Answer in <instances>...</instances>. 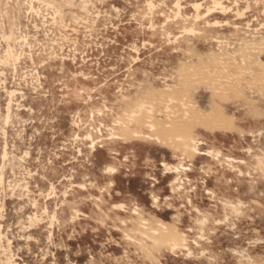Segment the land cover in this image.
<instances>
[{"label":"rangeland","instance_id":"1","mask_svg":"<svg viewBox=\"0 0 264 264\" xmlns=\"http://www.w3.org/2000/svg\"><path fill=\"white\" fill-rule=\"evenodd\" d=\"M51 2L0 0V264H264V0Z\"/></svg>","mask_w":264,"mask_h":264},{"label":"bare ground","instance_id":"2","mask_svg":"<svg viewBox=\"0 0 264 264\" xmlns=\"http://www.w3.org/2000/svg\"><path fill=\"white\" fill-rule=\"evenodd\" d=\"M65 1H69V0H52V2L51 3H53V4H55V3H62V2H65ZM221 2V1H220ZM50 3V4H51ZM32 4H33V2H32ZM222 4V3H221ZM217 5V4H216ZM220 5V4H219ZM218 6V5H217ZM47 7V6H46ZM52 10V9H51ZM56 17V16H55ZM45 18V17H44ZM85 19H86V17H85ZM251 32V31H250ZM256 32V31H255ZM249 33V32H248ZM253 34V33H252ZM251 35V34H250ZM163 42V41H162ZM178 47V46H177ZM179 48V47H178ZM176 50V49H175ZM174 51V50H173ZM179 51V50H178ZM185 54V53H184ZM151 59V58H150ZM82 60V59H81ZM159 61V60H158ZM152 62V61H151ZM146 63V62H145ZM15 64V63H14ZM152 64H153V62H152ZM243 67H244V65H243ZM129 72V71H128ZM190 72H191V70H190ZM209 74V73H208ZM208 74H207V76H208ZM85 76V75H84ZM89 76V75H88ZM194 76V75H193ZM206 76V77H207ZM87 77V76H86ZM209 77V76H208ZM207 77V78H208ZM240 77V76H239ZM203 78V77H202ZM189 83V82H188ZM182 85H183V83H182ZM184 85H186V83L184 84ZM102 88V87H101ZM86 89V88H85ZM78 90V89H77ZM117 91V90H116ZM78 92V91H77ZM178 92V91H177ZM220 92V91H219ZM231 92V91H230ZM234 92V91H233ZM232 92V93H233ZM80 93V92H79ZM99 93V92H98ZM185 93V92H184ZM100 94V93H99ZM183 94V93H182ZM236 94V93H235ZM75 95H77V94H75ZM180 95H181V93H180ZM186 95V94H185ZM184 95V96H185ZM214 95H216V94H214ZM240 96H241V94H239ZM182 97H183V95H181ZM188 96V94L186 95V97ZM224 96V95H223ZM125 97V96H124ZM123 97V98H124ZM216 97H218L217 95H216ZM225 97V96H224ZM223 97V98H224ZM242 97V96H241ZM185 98V97H184ZM255 98V97H254ZM179 99V98H178ZM140 100V99H139ZM225 100H227V99H225ZM141 101V100H140ZM182 101V100H181ZM184 101V100H183ZM176 102V101H175ZM137 103V102H136ZM213 103V102H212ZM180 106H182V105H180ZM179 106V107H180ZM144 105H140V106H138V108H137V110H135L134 112H130V113H128V114H126V116L124 117V119H123V122L126 124V126H128L130 123H132V122H137V119H139V117H138V114L141 112V111H143L144 110ZM198 106H195V104L194 105H187V106H185V105H183L182 106V110L183 111H181V114L179 115V112L177 113V114H175V113H173V110H169L168 108H169V106H167V108H166V110L164 111V114H163V121L161 122V121H157V120H154V118L152 117V116H150V118H151V120L150 121H146V122H148V125H147V127L150 129V131H152V130H154V129H156L158 126H157V123H159L160 124V126H162V128L163 129H168V128H171L170 129V131H172L173 130V128H172V126L175 124V125H177L176 123H178V125H177V127L179 126V124L180 125H182L183 127H184V125H185V123L187 124L188 123V121L190 122V120L191 119H193V117L196 115L197 117H198V108H197ZM209 109V108H208ZM152 109H149V111H151ZM221 110V109H220ZM98 112H100V111H98ZM152 112V111H151ZM9 113V112H8ZM91 114H93V113H91ZM142 114V113H141ZM149 114V113H148ZM83 115V114H82ZM95 115V114H94ZM104 115H105V113H104ZM143 115V114H142ZM206 115V114H205ZM74 116V115H73ZM84 116V115H83ZM87 116V115H86ZM178 116H179V119H178ZM221 116V115H220ZM72 117V116H71ZM90 117V116H89ZM92 117V116H91ZM86 118V117H85ZM84 118V119H85ZM101 118L103 119V117L101 116ZM101 118H96V119H101ZM142 118V117H141ZM210 118V117H209ZM208 118V119H209ZM80 119V118H79ZM83 119V118H82ZM88 119V118H87ZM90 119V118H89ZM91 119H93V117L91 118ZM101 119V120H102ZM145 119V118H144ZM175 119H177V120H175ZM201 120H203L202 118H200ZM216 119V118H215ZM223 119V118H222ZM222 119H219V120H222ZM6 120V119H5ZM106 121H108L107 119H105ZM104 120V121H105ZM218 120V119H217ZM84 121V120H83ZM85 121H87L88 122V120H85ZM140 121V120H139ZM197 121V120H196ZM7 122H9V121H7ZM7 122H6V124H7ZM198 122V121H197ZM85 123V122H84ZM91 123V122H90ZM141 125H142V123L141 122H139ZM138 123V124H139ZM161 123H162V125H161ZM217 123V122H216ZM77 124V123H76ZM88 124V123H87ZM111 124V123H110ZM145 124V123H144ZM197 124V123H196ZM200 124V123H199ZM204 124V123H203ZM79 125V124H78ZM86 125V124H85ZM188 125V124H187ZM187 125H185V126H187ZM193 125V124H192ZM91 126V125H90ZM108 126V125H107ZM201 126V125H200ZM223 126H224V124H223ZM228 126V125H227ZM227 126H226V128H227ZM82 127V126H81ZM177 127H175L176 129H177ZM188 127H190V126H188ZM208 127V126H207ZM89 128V127H88ZM91 128V127H90ZM97 128V127H96ZM161 128V129H162ZM180 129L182 128V127H179ZM215 128H217V127H215ZM83 129V128H82ZM95 129V128H94ZM214 129V128H213ZM132 130V129H131ZM179 130V129H178ZM177 130V131H178ZM226 130V129H225ZM104 131V130H103ZM128 131V130H127ZM155 131V130H154ZM189 131V132H188ZM208 131V130H207ZM210 131V130H209ZM88 132H89V130H88ZM94 132V131H93ZM95 132H97L96 130H95ZM99 132H100V129H99ZM105 132V131H104ZM135 132V131H134ZM139 132V131H138ZM166 133H168V131L166 130L165 131ZM165 132L163 133V134H165ZM174 132V131H173ZM102 132H100V134H101ZM137 133V132H136ZM160 133V132H159ZM260 133V132H259ZM262 133V132H261ZM260 133V134H261ZM94 134V133H93ZM162 134V135H163ZM95 135V134H94ZM102 135V134H101ZM157 135H158V133H157ZM172 135V134H171ZM78 136V135H77ZM76 136V137H77ZM161 136V135H160ZM173 136V135H172ZM175 136H176V134H175ZM178 136V135H177ZM89 137H91V136H89ZM94 137V136H93ZM101 137V136H100ZM105 137H106V135H105ZM143 137V136H142ZM166 137H167V135H166ZM70 138H71V136H70ZM88 138V137H87ZM148 138V137H147ZM179 138H180V141H181V145H182V147H183V149H185V150H187L191 155H192V157H196V156H198V154H200V152H201V149H200V145H201V141H202V139H200V138H198L197 137V135L195 134V133H193L192 131H190L188 128H183V130H181V133L179 134ZM69 139V138H68ZM121 139V138H120ZM172 139V138H171ZM171 139H169V141L171 140ZM70 140V139H69ZM91 140H92V138H91ZM97 140L98 139H96L95 141L97 142ZM175 140H176V138H175ZM174 141V140H173ZM69 142V141H68ZM94 142V141H93ZM167 142H168V140H167ZM170 143V142H169ZM173 143H175V141L173 142ZM173 143H172V145H173ZM179 143V142H178ZM93 144V143H92ZM91 144V145H92ZM100 144V143H99ZM104 144V143H103ZM176 144V143H175ZM90 145V146H91ZM102 145V144H101ZM159 145V144H158ZM171 145V146H172ZM179 145V144H178ZM94 146V145H93ZM175 146V145H174ZM175 147H177V145L175 146ZM179 147V146H178ZM177 147V148H178ZM5 148V147H4ZM179 148H181V146L179 147ZM178 148V150H180ZM182 149V150H183ZM6 150V149H5ZM185 150H183L184 151V154L187 152H185ZM250 150V149H249ZM248 150V151H249ZM210 153V152H209ZM213 153V152H212ZM205 154V153H204ZM25 155V154H24ZM73 155V154H72ZM175 155H176V153H175ZM208 155V154H207ZM10 156V155H9ZM27 156V155H26ZM177 156V155H176ZM28 157V156H27ZM183 158V157H182ZM186 160V159H185ZM3 163V162H2ZM181 164V163H180ZM164 165V164H163ZM192 165V164H191ZM165 166V165H164ZM181 166V165H180ZM2 168V167H1ZM167 168V170H172V168L171 167H166ZM187 168H189V167H187ZM195 168V167H194ZM111 171L112 170H114V168H109ZM185 169V168H184ZM4 170V169H3ZM176 170L177 171H179V169L178 168H175V171L174 172H176ZM182 170V169H181ZM108 171V170H107ZM110 171V172H111ZM171 172V171H170ZM105 173H106V171H105ZM30 175V174H29ZM89 175V174H88ZM178 177H180V176H178ZM61 179V178H60ZM86 180V179H85ZM177 181H179L178 179H177ZM180 181H182V180H180ZM52 182V181H51ZM2 183V182H1ZM175 183H176V181H175ZM178 183V182H177ZM180 183V182H179ZM188 183H189V181H188ZM90 184V183H89ZM3 185V184H2ZM19 186V185H18ZM171 186V185H170ZM84 187V186H83ZM181 187V186H180ZM51 188V187H50ZM177 188V187H176ZM28 189V188H27ZM102 190H104L103 188H101ZM100 189V190H101ZM179 190V189H178ZM190 190V189H189ZM190 192V191H189ZM208 192V191H207ZM109 194V193H108ZM65 195V194H64ZM201 196V195H200ZM104 203V202H103ZM106 203V202H105ZM103 205V204H102ZM122 205H124V204H122ZM92 210V209H91ZM93 212V211H92ZM91 213V212H90ZM94 213V212H93ZM92 214V213H91ZM220 223V222H219ZM217 224H218V222H217ZM159 226V225H158ZM140 227V226H139ZM161 227V226H160ZM159 229V228H158ZM164 230V229H163ZM165 231V230H164ZM166 232V231H165ZM164 232V233H165ZM168 232V231H167ZM138 233H140V232H138ZM152 233H154V232H152ZM158 233V232H157ZM169 233H171V232H169ZM160 235H161V237H164V234L161 232V233H159ZM173 234H175V233H173ZM177 234V233H176ZM170 235V237L172 236L171 234H169ZM128 237V236H127ZM166 237V236H165ZM169 237V236H168ZM155 241H157V238L156 237H152ZM182 239V238H181ZM205 239V238H204ZM152 241V240H151ZM180 240L178 239V238H176V237H173V238H170V245L173 247V246H175L178 242H179ZM95 243V242H94ZM164 244V243H163ZM165 245V244H164ZM139 246V245H138ZM153 248V247H152ZM185 258V257H184ZM243 264V263H242Z\"/></svg>","mask_w":264,"mask_h":264}]
</instances>
